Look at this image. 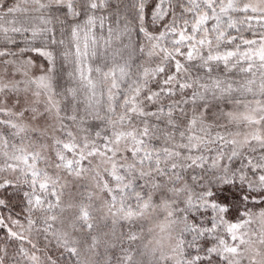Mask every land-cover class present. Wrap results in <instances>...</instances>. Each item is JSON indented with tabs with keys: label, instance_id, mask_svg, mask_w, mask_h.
I'll use <instances>...</instances> for the list:
<instances>
[{
	"label": "snow or ice",
	"instance_id": "6c2138e0",
	"mask_svg": "<svg viewBox=\"0 0 264 264\" xmlns=\"http://www.w3.org/2000/svg\"><path fill=\"white\" fill-rule=\"evenodd\" d=\"M0 264H264V0H0Z\"/></svg>",
	"mask_w": 264,
	"mask_h": 264
}]
</instances>
